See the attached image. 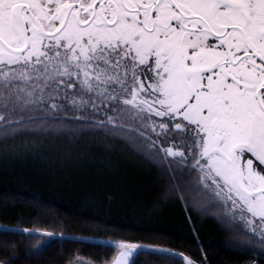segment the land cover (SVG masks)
Returning <instances> with one entry per match:
<instances>
[{"label":"snow or ice","instance_id":"6c2138e0","mask_svg":"<svg viewBox=\"0 0 264 264\" xmlns=\"http://www.w3.org/2000/svg\"><path fill=\"white\" fill-rule=\"evenodd\" d=\"M28 125L125 133L264 258V0H0V137ZM112 247L111 264L141 253L196 264Z\"/></svg>","mask_w":264,"mask_h":264},{"label":"trees","instance_id":"16d2710c","mask_svg":"<svg viewBox=\"0 0 264 264\" xmlns=\"http://www.w3.org/2000/svg\"><path fill=\"white\" fill-rule=\"evenodd\" d=\"M34 127L0 137V264H110L121 241L196 264H264L242 225L218 222L222 208L194 209L211 202L183 185L177 193L125 133ZM135 264L185 261L141 253Z\"/></svg>","mask_w":264,"mask_h":264},{"label":"rangeland","instance_id":"374dc122","mask_svg":"<svg viewBox=\"0 0 264 264\" xmlns=\"http://www.w3.org/2000/svg\"><path fill=\"white\" fill-rule=\"evenodd\" d=\"M192 202V201H191ZM193 203V202H192ZM139 246V245H138ZM119 251V250H118ZM79 264H81V263H79ZM111 264V263H110Z\"/></svg>","mask_w":264,"mask_h":264}]
</instances>
